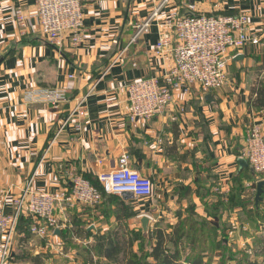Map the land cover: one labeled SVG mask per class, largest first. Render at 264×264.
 I'll use <instances>...</instances> for the list:
<instances>
[{
  "label": "crops",
  "instance_id": "0c3cea01",
  "mask_svg": "<svg viewBox=\"0 0 264 264\" xmlns=\"http://www.w3.org/2000/svg\"><path fill=\"white\" fill-rule=\"evenodd\" d=\"M163 1L88 0L85 42L59 50L39 32L35 0H0V203L6 212L28 187L51 193L69 190L72 172L97 182L99 172L116 169L123 154L132 169L155 185L151 199L108 194L98 207L78 205L69 210L54 240L78 249L76 260L53 261L54 249L37 240L21 254L30 261L16 264H91L80 261V250L91 256L109 247L122 249L133 239L139 244V234L148 245L150 236L144 237L138 221L143 215L152 219L151 235L158 227L170 233L190 213L233 224L245 213V204L249 211L257 206V177L249 164L241 167L240 159L250 128L254 124L264 128V0H169L161 19L133 41L135 25ZM19 4L31 16L26 35L13 16ZM191 4L209 15H248L250 34L262 43L230 53L224 88L203 92L196 86L189 94L176 90L165 113L132 123L126 85L171 68L172 55H154L160 33L168 29L161 23L172 12L189 14ZM70 73L77 75L75 88L58 108L29 99V91L65 87ZM79 98L85 99L83 117L72 120L50 146ZM76 123L80 130L74 128ZM239 186L241 200L231 206ZM28 229L26 221H19L17 251H22L20 245L31 244Z\"/></svg>",
  "mask_w": 264,
  "mask_h": 264
},
{
  "label": "built area",
  "instance_id": "2783aa9c",
  "mask_svg": "<svg viewBox=\"0 0 264 264\" xmlns=\"http://www.w3.org/2000/svg\"><path fill=\"white\" fill-rule=\"evenodd\" d=\"M168 1L157 4L149 17L135 25L137 33L133 41L140 33L148 32L154 22L161 19L160 14ZM87 3L88 0H35L39 32L59 50L67 44L80 47L86 40L84 11ZM188 8L190 13L187 15H179L177 11L169 13L161 23L168 29L160 33L154 46L156 57L172 55L171 68L163 75L136 79L126 85L128 118L132 123L150 121L165 113L175 100L176 90L189 94L196 86L203 92L224 88L228 83V66L233 58L230 53L238 52L248 44L262 43L259 37L250 34L252 21L248 15L215 16L197 12L193 4ZM13 16L20 33L26 35L30 29V14L19 4L15 7ZM125 52L126 49L119 57ZM76 78V73H70L65 87L29 91V99L56 109L68 100V93L75 88ZM84 101L82 98L77 100L78 104L63 121L50 146L72 120L83 117ZM74 128L80 130V123H76ZM241 157L255 173L256 183L264 181L262 125L254 124L250 128ZM97 178L109 195L130 194L137 200L154 197L155 185L152 179L132 169L126 154L120 156L116 169L101 171ZM69 182V190L58 193L31 190L28 187L13 199V209L9 213L6 212L4 204L0 203V264H16V237L21 218L30 221L28 231L32 241L31 244L20 245V249L29 250L35 246L37 240L46 243L47 247L55 248L61 243L54 240L56 231L63 227V221H67L69 210L78 205L98 207L102 204L103 194L90 180L72 172ZM217 191L223 193V189ZM225 192L229 194L230 190L226 189ZM60 249L63 250V247L60 246Z\"/></svg>",
  "mask_w": 264,
  "mask_h": 264
},
{
  "label": "trees",
  "instance_id": "16d2710c",
  "mask_svg": "<svg viewBox=\"0 0 264 264\" xmlns=\"http://www.w3.org/2000/svg\"><path fill=\"white\" fill-rule=\"evenodd\" d=\"M90 181L101 191L104 199V196L108 194L104 191V188L102 187L98 179L97 182L93 180ZM242 192L243 189L241 188V186L236 188V193H233L232 194L233 196H231V203H230L231 206H234L236 200H241V194H243ZM218 204L220 205V202H218ZM244 211L247 215L252 216L254 220L255 218L259 220L260 219L264 220V202L259 203L251 211L247 209V204H245ZM212 213L216 216L215 212ZM190 219L198 220L203 225H209L211 227V230L213 232V239H212L213 248L211 249V251L212 253L215 254L214 257L217 256L220 257L219 260L220 264H225V261H227L226 253L228 249L223 244L224 240L221 238L220 234L228 231V226H227L228 223L219 222L217 217H215L214 221L210 222L208 219L199 217L198 215H194L192 213H190V215L182 219L180 223L176 227H174L170 233L164 232L163 229L159 227L156 230H154V232H152L150 235L149 246L145 247L143 245H140L138 247V249L142 251L140 255L134 253V250L132 248L133 241L126 242L125 244H127V247L126 245H124V248L122 249H114L113 247H109L107 250H104L105 251L104 257L107 261H99V263L115 264V261H109V260L115 259L116 250H120L124 253L123 257L125 261H123V264H209L210 261L212 262V260L210 258V255L207 254L208 250L202 249L197 251V248H195V238L193 237L191 238V234L187 230V224L191 221ZM21 220L26 221V227L28 226L29 228L30 221L21 218L20 222ZM136 238L139 240V244H141V242H144V238L142 237L141 234L136 235ZM258 238H259V244L263 246L262 247L263 250L261 253H257L255 251L254 254L256 253V256L258 255L257 258L260 259V257L264 256V237H258ZM190 239H191V243L190 245H187L186 241ZM187 247L190 249V252H194V253L193 254L189 253L188 255H184V251L187 250L186 249ZM223 249H225V251H222ZM89 257L91 259L90 263L95 264L93 261V257L87 256V258ZM259 259L256 260L247 259L245 264H264V262H260Z\"/></svg>",
  "mask_w": 264,
  "mask_h": 264
},
{
  "label": "rangeland",
  "instance_id": "374dc122",
  "mask_svg": "<svg viewBox=\"0 0 264 264\" xmlns=\"http://www.w3.org/2000/svg\"><path fill=\"white\" fill-rule=\"evenodd\" d=\"M239 221L234 222L232 224V221L227 224L230 229L227 232H223L221 235V238L224 240L223 244L225 247H227L228 251L226 253V260L225 264H245L247 259L256 260L258 255L257 253H261L263 250V246L259 244V238L258 237H264V220H259L257 218H254L252 216L247 215L246 213H240ZM191 221L187 224V230L191 234V238H195V248H197V251L206 249L207 254L210 255V258L212 262L210 261L209 264H220V257H214V253H212L211 249L213 248V232L211 230V227L209 225H203L198 220L190 219ZM230 221V219H228ZM243 223L244 225H240L239 223ZM202 226V227H201ZM235 228V229H234ZM135 241L134 239L132 240ZM187 245H190L191 239L186 241ZM68 244V243H67ZM66 242L63 241V244H59L54 249V253L52 256L53 261H63L65 259H74L76 260V255L79 253L78 249H76L74 246L69 245L67 246ZM123 244L122 246L124 247ZM133 245L137 248H135L134 253L140 255L142 253L141 250L138 249L140 245H143L145 247H148L144 242H141V244L133 243ZM60 246L63 247V250L60 249ZM73 248V249H72ZM78 248V247H77ZM187 250L184 251V255L193 254L194 252H190V249L187 247ZM28 251V250H26ZM24 249L20 252V250L17 252L16 261H30V259L26 256H24L25 252ZM196 251V252H197ZM222 251H225L223 249ZM80 252L83 254L80 257V261H91L90 258H87L89 251L88 250H80ZM24 254V255H21ZM70 255V257H68ZM93 257V261H107L105 259V251H93L92 254H90ZM124 253L120 250H116V258L109 261H115V264H123ZM256 256V258H255ZM68 257V258H67ZM209 258V259H210ZM32 260V259H31ZM260 262H264V256L260 257ZM34 261V260H32ZM36 261V260H35ZM66 261V260H65ZM241 262V263H240ZM100 264V263H97Z\"/></svg>",
  "mask_w": 264,
  "mask_h": 264
},
{
  "label": "water",
  "instance_id": "95a60500",
  "mask_svg": "<svg viewBox=\"0 0 264 264\" xmlns=\"http://www.w3.org/2000/svg\"><path fill=\"white\" fill-rule=\"evenodd\" d=\"M240 165H241V167H243V166L247 167L248 166V162L245 159H240ZM263 193H264V181H261V182L258 183V191H257V195H256V204L257 205L260 202H262ZM138 221L142 223L143 231H144L143 232L144 237L146 239H149V236H150L149 225H150V222L152 221V219L150 217L146 216V215H143V216L139 217Z\"/></svg>",
  "mask_w": 264,
  "mask_h": 264
}]
</instances>
